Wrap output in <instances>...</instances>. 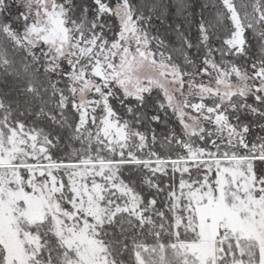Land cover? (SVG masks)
<instances>
[{
	"label": "snow or ice",
	"instance_id": "snow-or-ice-1",
	"mask_svg": "<svg viewBox=\"0 0 264 264\" xmlns=\"http://www.w3.org/2000/svg\"><path fill=\"white\" fill-rule=\"evenodd\" d=\"M0 264H264V0H0Z\"/></svg>",
	"mask_w": 264,
	"mask_h": 264
}]
</instances>
